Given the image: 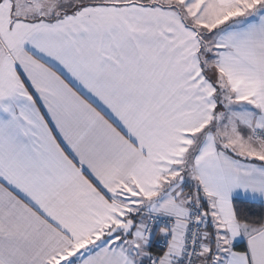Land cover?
I'll use <instances>...</instances> for the list:
<instances>
[{"label":"snow or ice","instance_id":"obj_1","mask_svg":"<svg viewBox=\"0 0 264 264\" xmlns=\"http://www.w3.org/2000/svg\"><path fill=\"white\" fill-rule=\"evenodd\" d=\"M0 264H264V0H0Z\"/></svg>","mask_w":264,"mask_h":264}]
</instances>
